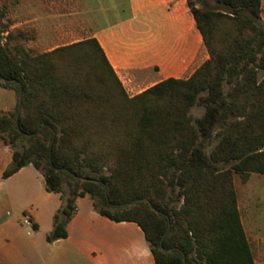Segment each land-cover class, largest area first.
<instances>
[{
	"label": "trees",
	"instance_id": "1",
	"mask_svg": "<svg viewBox=\"0 0 264 264\" xmlns=\"http://www.w3.org/2000/svg\"><path fill=\"white\" fill-rule=\"evenodd\" d=\"M207 1L187 3L209 60L188 79L169 78L134 97L122 91L96 39L71 46L92 45L101 55L133 108L123 126L117 125L121 117L94 109L98 100L82 92L79 83L56 72L50 56L70 47L33 56L22 46L10 48L11 32L2 44L0 32V87L16 91L18 99L23 95L18 126V102L15 112L0 111V138L11 146L20 139L28 142L22 151H13L3 177L32 164L44 175L47 191L61 194L63 205L49 242L68 236L76 200L89 195L99 214L141 227L156 264H255L232 175L243 180L252 173L264 175L262 0H214L223 6L215 10L202 7ZM218 22L229 30L216 48ZM153 99L167 102L152 107ZM86 105L92 109L83 110ZM195 105L205 108L199 118L190 113ZM119 139L126 145H118ZM101 143L115 149L119 159L118 169L108 176L103 172L106 154L91 149ZM146 175L148 182L137 189L133 182ZM144 198L154 210L144 201L126 206Z\"/></svg>",
	"mask_w": 264,
	"mask_h": 264
},
{
	"label": "crops",
	"instance_id": "2",
	"mask_svg": "<svg viewBox=\"0 0 264 264\" xmlns=\"http://www.w3.org/2000/svg\"><path fill=\"white\" fill-rule=\"evenodd\" d=\"M14 12L20 20L15 27L36 31L34 46L43 52L78 41V28L89 21L91 36L130 97L169 78L188 79L210 58L187 0H14ZM15 104L16 98L0 111ZM12 162L13 152L0 138V264H156L141 227L99 214L89 195L76 200L68 236L49 242L61 194L47 191L32 164L4 178ZM24 214L33 221L31 232L22 224ZM242 224L260 264L264 241Z\"/></svg>",
	"mask_w": 264,
	"mask_h": 264
},
{
	"label": "rangeland",
	"instance_id": "3",
	"mask_svg": "<svg viewBox=\"0 0 264 264\" xmlns=\"http://www.w3.org/2000/svg\"><path fill=\"white\" fill-rule=\"evenodd\" d=\"M204 9H222V5L217 4L214 0L207 1L206 5L202 6ZM20 20L16 19L14 12V0H0V32H1V43H7L8 33H13L14 37L9 42L10 48L17 46L24 47L33 56H39L45 53H52L54 50L62 47H70L65 51L53 52L50 56L49 61L54 66L56 72L68 79L74 80L80 84L84 89L82 92L90 94L93 98L98 100V107L94 108L102 113H107L111 116L121 117V120L117 124L123 126V117L130 116L133 112V108L128 104L124 98L123 92L130 97L125 89L120 90V87L113 81L110 73L106 70L105 65L102 61L101 55L91 45H77L72 48V45L77 43H83L87 40L95 39L91 36L93 28L90 26V22L87 21L86 25L78 28L77 31L78 41L71 44L60 46L52 51L43 52L35 47L36 42V31H31L29 26H25L24 29L15 27L19 24ZM81 25V26H82ZM84 28V29H83ZM229 28L222 22H218L213 33V43L216 48L221 47L222 36ZM23 33V37L20 36ZM75 37V38H76ZM77 40V39H73ZM16 104L9 112H15L18 102V94L14 90H4L0 88V108H4L13 102ZM167 100L153 99L150 103L152 107L162 106ZM92 107L86 105L83 110H91ZM205 108L201 105H195L190 109V113L194 118H199L204 114ZM118 145H126L125 142L119 139ZM216 144V143H215ZM11 151L19 150L22 151L24 146H28L27 140H18L15 146L8 145ZM214 144L212 145V147ZM107 143H101L98 146H94L91 149L95 153H105L106 159L104 162H108V168L103 172L106 176L116 171L119 167V159L117 157V151L115 149H108ZM211 148L208 150L210 151ZM102 162V164L104 163ZM45 167V163L43 165ZM133 170V168H132ZM135 174V172H133ZM98 177V174H93ZM97 179V178H95ZM149 175L143 178L137 179L133 184L137 187L147 183ZM232 182L237 195L238 208L240 209L242 221L245 224L248 233L254 237H259V241H264V175L252 173L247 180H243L240 175L233 174ZM115 185L119 188L122 193L124 187L121 180L115 182ZM64 195L68 196L70 190L65 184ZM108 189V188H107ZM129 197L128 199H132ZM163 239V238H162ZM165 239V238H164ZM162 241V240H161ZM257 242V240L255 241ZM253 242V243H255ZM161 245V242H160ZM163 245V242H162ZM169 250V249H168ZM260 264H264V260L259 261Z\"/></svg>",
	"mask_w": 264,
	"mask_h": 264
},
{
	"label": "water",
	"instance_id": "4",
	"mask_svg": "<svg viewBox=\"0 0 264 264\" xmlns=\"http://www.w3.org/2000/svg\"><path fill=\"white\" fill-rule=\"evenodd\" d=\"M22 99H23V95L20 94L19 99H18V109H17V115H16V123H17V126H18V124H19V117H20L21 109H22ZM18 129H19V127H18ZM37 134H38V133H37ZM57 170H59V169H57ZM62 170L66 171V172H69L67 169H62ZM139 201H144V202L148 203L149 206H150L153 210L155 209L154 206L152 205L151 201H150L149 199H147V198L134 200V201H132V202H130V203H127L126 206H131V205H133V204H136V203L139 202ZM117 206H118V205H117ZM170 227H171V226H170V224H169L168 230H167V232L165 233V235L163 236V239H162V241H161V246H162V242H163L164 238L166 237V235H167L168 232L170 231Z\"/></svg>",
	"mask_w": 264,
	"mask_h": 264
},
{
	"label": "built area",
	"instance_id": "5",
	"mask_svg": "<svg viewBox=\"0 0 264 264\" xmlns=\"http://www.w3.org/2000/svg\"><path fill=\"white\" fill-rule=\"evenodd\" d=\"M22 224L25 227H27L30 230V232H31L32 226H33V221H32L31 217L28 214H24L23 215ZM30 232H28V233H30Z\"/></svg>",
	"mask_w": 264,
	"mask_h": 264
}]
</instances>
